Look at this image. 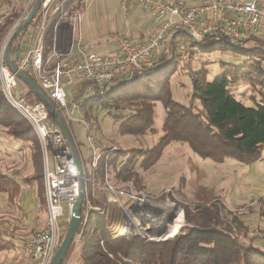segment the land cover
<instances>
[{"label":"trees","instance_id":"1","mask_svg":"<svg viewBox=\"0 0 264 264\" xmlns=\"http://www.w3.org/2000/svg\"><path fill=\"white\" fill-rule=\"evenodd\" d=\"M70 8L82 11V4H73ZM23 11L24 5L15 6L12 15L0 27V52L6 36ZM53 34L54 27H51L45 42L46 59L52 54ZM16 42L12 46L11 57ZM195 51L203 58L219 53L224 56H243L245 61L238 64L224 60H204L199 70H188L190 98L189 104H183L174 100L171 93L173 76L182 63L179 59L180 47L171 42L169 55L164 53L154 68L137 71L132 78L116 79L96 96L85 100L84 117L98 122L96 112L106 110V115L117 124L121 136L142 137L155 133L157 103H161L165 110V121L163 135L154 149L123 152L108 148L98 168L86 172L91 182L85 185L86 197L80 229L67 254L69 256L75 246L74 255L79 252V257L69 264H264V248L256 245L257 236L243 241L242 234L245 233L243 237H247V227L238 214L233 215L231 223L226 222L223 217L224 206L219 200L194 208L188 205L184 219L189 227H179L176 233L182 230L168 241H145L135 235H113L119 223L120 211L116 206H106L103 201L106 166L110 168L116 184L130 185L139 191L143 187L140 175L132 169L134 161L138 157L143 158L142 168L152 169L172 144L188 145L199 158L217 164L235 160L245 166H253L263 159L264 38L250 37L236 44L230 38L209 37L198 43ZM211 63L220 70L213 81H210L213 73L209 68ZM165 66H169V69H164ZM240 86L248 89L250 95L243 91L242 96L254 103L255 108L235 98V91ZM84 93L85 85L81 89V96ZM27 97L32 102L40 101L30 88ZM0 129L10 143L31 148L33 172L23 181L29 185L43 184V157L38 135L1 90ZM75 145L83 166L79 145ZM122 158H126L123 165L120 164ZM21 188V182L0 173V193L6 194L11 202L19 198ZM90 200L92 206L99 210L87 214ZM42 202L48 208L45 198ZM18 248L16 243L0 232V254ZM67 256L62 264H67Z\"/></svg>","mask_w":264,"mask_h":264},{"label":"built area","instance_id":"2","mask_svg":"<svg viewBox=\"0 0 264 264\" xmlns=\"http://www.w3.org/2000/svg\"><path fill=\"white\" fill-rule=\"evenodd\" d=\"M36 1L14 0L13 7L0 11L2 27L15 6L24 5L21 17L6 36L0 52V90L32 125L39 138L48 207L47 221L43 229L23 243L30 251L31 264H52L61 244L59 222L65 219L70 223L71 213L80 197V180L83 179L86 185L91 182V178L84 169L83 177H80L73 151L47 106L41 101H30L27 93L19 91L20 81L5 58L13 33L27 19ZM72 1L44 0L25 31L19 35L11 58L17 70L35 81L55 104L67 126L72 122L84 125L91 151L92 172L98 168L107 147H103L90 134L91 124L83 115L85 101L81 94L77 95L78 90L72 95L70 89L85 85V92L97 95L116 79L132 78L137 71L152 69L160 63L165 44L174 38L177 43L181 42L179 59L184 65L192 61L193 49L206 38L226 37L236 44H241L250 37L264 38V0H205L199 5H190L181 0H118L123 10L136 7L139 12L146 14L154 31L143 41H136L130 34H126L118 40L114 55H102L82 42L78 26L84 13L71 10ZM51 27H54L56 38L52 54L46 59L45 42ZM65 29L66 33L62 34ZM111 150L117 151V148L113 147ZM103 191L104 202L118 207L126 217L120 233H117L120 225L115 229V237L137 236L136 232H132L134 218L131 216L134 212L149 209L162 213L163 208L154 204L150 197L138 193L130 185L116 184L108 166L105 168ZM93 197L95 198L94 195ZM92 205L91 200L88 201L87 214L99 210ZM145 229L141 230L146 235L140 236L145 241L160 242L169 239L163 238V235L156 237L155 233L161 234L159 230L153 231L152 236L148 234L150 228L146 226ZM0 232L16 239L2 225Z\"/></svg>","mask_w":264,"mask_h":264},{"label":"rangeland","instance_id":"3","mask_svg":"<svg viewBox=\"0 0 264 264\" xmlns=\"http://www.w3.org/2000/svg\"><path fill=\"white\" fill-rule=\"evenodd\" d=\"M168 1H180V0H168ZM190 5H199L205 0H181ZM82 2L83 7H85L84 19H83V29L87 33H96V32H104L108 31L109 28L113 27L111 19H109L108 7L112 9L117 17L118 23L120 26H123L124 23V13L121 10L120 3L118 0H73L72 4H78ZM91 4L90 8H87L88 5ZM14 6V0H0V11L4 9H9ZM99 34V33H97ZM180 37V35H178ZM171 42H174L177 46L180 47L181 42L177 43L176 38L172 39L170 42L166 43L164 46L165 55L169 52V45ZM198 45V44H197ZM196 45V46H197ZM195 46V48H196ZM193 49V58L189 64H182L178 67V72L173 76V85H172V95L174 100L181 102L183 104H189V94H190V80L188 79V70L193 69L194 71L199 70L203 61H219L224 60L227 62H234L238 64H243L245 61V57L243 56H224L219 53L213 54L211 56H206L203 58L198 52ZM169 55V54H168ZM181 61V60H180ZM216 64L211 63L209 68L213 70L211 74L210 81H213L219 74L220 70ZM164 69H169V66H165ZM83 87V86H82ZM82 87H78L77 89H70L72 95L77 92L81 94ZM19 91L23 93L28 92V87L23 84L21 81L19 82ZM243 91L247 92V95H250L248 89L244 86H240L237 91H235V98L246 106L255 108L256 105L247 100L242 96ZM252 93V92H251ZM96 96L94 92H85L82 96V100H86L89 98H93ZM199 106V104H198ZM156 111V124H155V133H148L146 136L135 137V136H121L117 129V124L115 125L113 120H111L106 114V110L101 109L96 113L98 115V122L95 120H87L88 123L91 124L90 134L96 138V140L103 145V147H107L112 149L113 147L117 148V150H121L123 152H130L131 150H144L149 151L154 149L153 147L158 142L159 138L163 135L162 126L165 110L161 103H157ZM84 115V111H83ZM79 118V117H78ZM70 132L72 133L73 139L75 143L79 145V150L82 155V160H84L83 169L85 172H89L90 169V160L91 151L89 145L87 143V132L84 129V125L79 122H72L68 125ZM12 146L13 149L11 153L5 154L7 151L6 145ZM4 146V147H3ZM3 147V148H2ZM126 161V158H122L120 160V164L123 165ZM143 158L138 157L133 165L132 169L136 171L141 177V186L143 187L141 190H134L138 193H142L150 197L151 201L154 204H158L162 208H165L169 202L172 204L175 203L176 206L180 207L184 216L181 217L179 225H185L182 229L189 227L188 222L185 218V208L190 205L191 207L199 206V205H209L215 200H219L223 206V217L224 220L228 223L232 222L233 215L238 214L240 219L243 221L244 225L247 227V237H243L245 233L242 234V240L248 241V239L252 238V235H255L258 229L262 230L264 228V192L261 191L257 193V195H261L262 198L258 199L256 195H251L248 193H243L239 196L243 197L241 202L237 201V203H242L243 206H232L231 201L236 196V193H242L240 189H245L249 187L256 188L257 185L261 184L258 182L262 179L255 173L258 170V166L264 164L263 161L254 164L253 166H245L240 162L235 160H227L224 164H217L211 160H204L199 158L188 145L182 144H172L169 146L161 160L149 170L142 168ZM262 162V163H261ZM50 164L52 166V155L50 154ZM253 169L255 171H253ZM10 172V174L16 176L19 179L24 178L33 172V162H32V151L30 146H21L18 143H8V139L5 134L0 129V172ZM257 181V182H255ZM32 189L34 191L35 196H37V201L46 199L45 185L37 184L34 185ZM228 191H231L230 193ZM228 192V193H227ZM253 194V193H252ZM96 197V194L94 195ZM98 196V195H97ZM232 198V199H231ZM231 201H230V200ZM104 201V200H103ZM259 201H262L261 203ZM234 202V200H233ZM105 203V202H104ZM106 206L111 207L110 205ZM8 199L6 196L0 194V226L6 227L10 233L16 235V239L14 243H20L22 247L18 248L15 251L11 252H3L0 254V264H31V256L29 249L23 243L26 239L31 237L35 233H29L24 237H19L18 234L15 233V229L13 230L14 220H11V217H21V211L16 209L14 206L13 209L9 207ZM10 210H6L7 208ZM177 209V208H175ZM176 211V210H175ZM259 211L262 213L261 218L258 217ZM26 213V212H25ZM178 214L181 212L178 211ZM40 215L43 217H47V209L40 207ZM11 216V217H10ZM165 215L161 211H150L149 209H141L137 212H134V215L131 217L134 218V221L138 223L137 227L132 224V232H136L137 236L146 235L140 228H145L146 226L150 228L149 235H152V232L155 230H159L161 234H156V237H160L163 235L162 229L163 224L167 221L170 224L173 221V216L164 217ZM119 221L118 223L119 230L117 233H120L121 225H125L126 217L125 214L119 212ZM186 221V224H185ZM23 222L27 223V220H23ZM167 224V223H166ZM61 228V244L63 243L67 231L69 228V223L66 222L65 219H61L59 222ZM181 229V230H182ZM180 230V231H181ZM119 231V232H118ZM178 231L177 234L180 232ZM148 232V231H146ZM115 233V230L114 232ZM176 234V235H177ZM174 235L173 237H175ZM153 236V235H152ZM19 240L16 241L18 238ZM77 237V236H76ZM163 237V236H162ZM169 238L168 240L172 239ZM167 240V241H168ZM60 244V245H61ZM60 247V246H59ZM75 246L72 248L71 253L67 256V264L72 260H76L79 257V252L74 255ZM74 255V256H73Z\"/></svg>","mask_w":264,"mask_h":264},{"label":"crops","instance_id":"4","mask_svg":"<svg viewBox=\"0 0 264 264\" xmlns=\"http://www.w3.org/2000/svg\"><path fill=\"white\" fill-rule=\"evenodd\" d=\"M82 4V2H80ZM119 3V2H118ZM83 6V4H82ZM91 4L88 5L87 8H90ZM121 7V5H120ZM85 7L82 8V12L85 13ZM121 10L124 13V23L123 26H120V24L118 23L117 17L115 15V13H113L114 11L112 9H110V7H108V15H109V19H111V22L113 25V27L109 28V30L104 31V32H96L94 34H90L87 33L86 31H84V27H83V20L80 23V25L78 26V31L79 33H81L82 35V42L86 45H89L94 51L102 54V55H114V53H116L117 51V44H118V40L126 35V34H130L132 36V38L136 41H143L145 40L153 31L154 28L152 27L151 21L150 19L147 17L146 14L139 12V10L136 7H130L128 10H123L121 7ZM84 19V17H83ZM66 29L65 31L62 33H66ZM99 33V34H97ZM55 38H56V33L54 32L53 34V44L55 42ZM64 48V47H62ZM8 143H10V141L8 140ZM4 147V146H3ZM2 147V148H3ZM7 151L5 152V154L11 153L13 147L9 146L8 144L5 146ZM264 158V156H263ZM263 161V159H262ZM260 162V161H259ZM262 163V162H261ZM258 170H254L255 173L257 175H259V177H262L261 180H259L258 182H260L261 184L257 185L256 188L253 187H249L245 189H240V191H243L242 193H236V196L232 199L231 201V205L235 207L236 206H243L241 202V200L243 199V197H241L243 193H248L251 195H256V197H258V199L262 198V193L264 192V164L259 165ZM2 173V172H0ZM4 174H7L8 176H11L12 178H14L16 181L21 182L22 188H21V194L19 196V198L17 200H15L14 202H11L8 199V196L6 194H2L4 196L7 197L8 199V203H9V207L11 209L15 207H17L16 209H18L19 211H21L22 215L21 217H11V220H14L15 222L12 223L13 225V230L15 229V233L18 234V236L24 237L26 235H28L29 233H32V231L35 233L36 231H39L41 229H43L46 226V221H47V217H43L40 215V207L43 206V208H46V205L44 206L42 200L41 201H37V196H35L34 191L32 189H34V185H29L26 182H24V178L27 177L25 176L22 179L17 178L16 176L10 174L9 170L8 172H5ZM31 174V173H30ZM29 174V175H30ZM257 182V181H255ZM262 192L261 195H257V193ZM229 193L231 191H228ZM227 192V193H228ZM253 193V194H252ZM260 194V193H259ZM241 195V196H239ZM234 200V202H233ZM237 201H239L237 203ZM260 203L262 201H259ZM264 202V199H263ZM7 208L6 210H10V208ZM26 212V213H25ZM260 216H262V213L259 211L258 213V217L261 218ZM264 216V215H263ZM27 220V223L23 222V220ZM264 219V218H262ZM15 235V234H14ZM253 237L257 236L255 243L256 245L264 248V228L262 230H260V228L258 229V231L256 232L255 235H252ZM7 237V236H6ZM16 237V235H15ZM9 238V237H8ZM18 238V237H17ZM19 238L16 240L18 241ZM14 241V240H12ZM19 247H22L20 245V243H16Z\"/></svg>","mask_w":264,"mask_h":264},{"label":"water","instance_id":"5","mask_svg":"<svg viewBox=\"0 0 264 264\" xmlns=\"http://www.w3.org/2000/svg\"><path fill=\"white\" fill-rule=\"evenodd\" d=\"M44 0H37L33 9L31 10L30 14L28 15L27 19L22 23L17 30L13 33L8 45H7V50H6V61L12 70L13 73H15L23 84H25L28 88H30L37 98L44 103L51 116L55 119L57 122L58 126L62 130L63 134L65 135L71 151H73V156L77 165L78 173L80 177H83V166L81 162V158L79 156V153L77 151L75 142L73 140V137L69 131V128L65 121L63 120L60 112L57 110L55 104L49 99L48 96H46L45 92L38 86V84L33 81L30 77L25 75L24 73H21L17 70L12 58H11V49L14 44V42L18 39L19 35L25 31L27 26L29 25L30 21L33 19V15L38 11L41 3ZM80 178V179H81ZM86 197V188H85V183L83 179L80 180V197L78 202L76 203V207H74L72 213H71V218H70V223H69V228L67 231V235L63 241V243L60 245L59 249L57 250V253L53 259L52 264H62L65 257L67 256L70 247L72 246L74 240L76 239V236L79 232L80 225H81V220L82 219V214H83V205ZM177 234V233H176ZM175 234V235H176Z\"/></svg>","mask_w":264,"mask_h":264},{"label":"bare ground","instance_id":"6","mask_svg":"<svg viewBox=\"0 0 264 264\" xmlns=\"http://www.w3.org/2000/svg\"><path fill=\"white\" fill-rule=\"evenodd\" d=\"M177 208V209H175ZM176 210V211H175ZM178 211L182 213L181 214H178ZM163 214L165 215L164 217H168V216H173V221L172 223L170 224L168 220V218H166V222L163 224V229H162V232H163V238H170L172 237L177 229L183 225H179L180 221L182 220L181 217L184 216L183 212L181 211L180 207L176 206L175 203L172 204L171 202H169L167 204V206L165 208H163L162 210ZM134 224L135 227H137L138 223H136L135 221L132 222ZM167 223V224H166ZM143 229V228H141ZM144 230H146L144 228Z\"/></svg>","mask_w":264,"mask_h":264}]
</instances>
